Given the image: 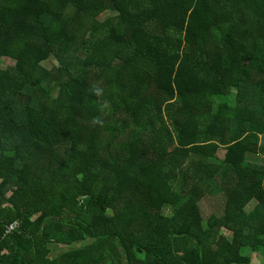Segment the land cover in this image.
<instances>
[{
    "label": "trees",
    "instance_id": "1",
    "mask_svg": "<svg viewBox=\"0 0 264 264\" xmlns=\"http://www.w3.org/2000/svg\"><path fill=\"white\" fill-rule=\"evenodd\" d=\"M263 127L264 0H0V264H253Z\"/></svg>",
    "mask_w": 264,
    "mask_h": 264
},
{
    "label": "rangeland",
    "instance_id": "2",
    "mask_svg": "<svg viewBox=\"0 0 264 264\" xmlns=\"http://www.w3.org/2000/svg\"><path fill=\"white\" fill-rule=\"evenodd\" d=\"M43 64H44L45 67L51 69L54 66L58 65V60H57L56 57L52 56L48 61L44 62ZM13 65H14V61L13 60H11L9 58H4V57L2 58V63H1L2 68H7V67H10V66H13ZM233 105H235V104H233ZM260 136H261L260 138L262 140V144L264 146V127L262 129V133L260 134ZM225 154H226V151H224V150L220 151V153H219L221 158H224ZM251 160L253 162H255V163H263V158L260 159L257 156L256 157L255 156L252 157ZM213 197H215V196H213ZM213 197L212 196L208 197L206 199V201H203L202 204H201L202 209H203V213H205L206 216L210 215L211 211L213 210L212 209L213 208L212 203L214 201ZM254 206H255V201H253L251 204H249L247 206V209L250 211V210H252L254 208ZM223 234L226 235L229 239H232V232H230L229 230L224 229L223 230ZM76 245L77 244H74V246H76ZM60 247L61 246H58L55 251L58 250V252L59 251L61 252L62 248H60ZM253 264H264V258L261 255H259V254H253Z\"/></svg>",
    "mask_w": 264,
    "mask_h": 264
},
{
    "label": "built area",
    "instance_id": "3",
    "mask_svg": "<svg viewBox=\"0 0 264 264\" xmlns=\"http://www.w3.org/2000/svg\"><path fill=\"white\" fill-rule=\"evenodd\" d=\"M19 226H20V222L15 220V221L11 222L10 225L7 226V232H11V231L15 230Z\"/></svg>",
    "mask_w": 264,
    "mask_h": 264
}]
</instances>
